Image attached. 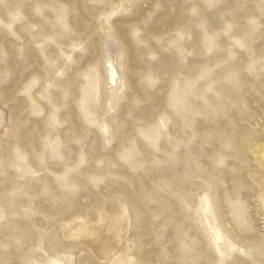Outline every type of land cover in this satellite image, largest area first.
<instances>
[{
	"label": "rangeland",
	"instance_id": "1",
	"mask_svg": "<svg viewBox=\"0 0 264 264\" xmlns=\"http://www.w3.org/2000/svg\"><path fill=\"white\" fill-rule=\"evenodd\" d=\"M260 146L264 0H0V264H264Z\"/></svg>",
	"mask_w": 264,
	"mask_h": 264
},
{
	"label": "bare ground",
	"instance_id": "2",
	"mask_svg": "<svg viewBox=\"0 0 264 264\" xmlns=\"http://www.w3.org/2000/svg\"><path fill=\"white\" fill-rule=\"evenodd\" d=\"M115 72V68L111 66L112 81H115ZM256 156L259 165L264 166V146H260L256 152ZM126 212L125 208H121L118 218H111L109 216L100 217L96 226H92V223L79 217L67 226L65 234L69 238L78 239L85 245L87 244L89 248L94 247L95 244V249L102 258H107L111 250L116 251V257L111 260L113 264L130 263L134 258L130 256L126 235L123 236L121 249H118V241L115 234L117 229H121L126 234L128 226V221L125 219L128 216ZM210 229L214 232L218 241L222 239L220 230L212 226ZM112 239L114 241L111 243L110 240Z\"/></svg>",
	"mask_w": 264,
	"mask_h": 264
}]
</instances>
